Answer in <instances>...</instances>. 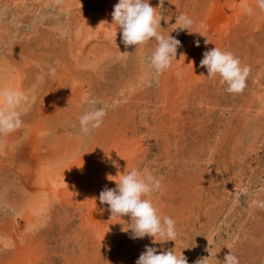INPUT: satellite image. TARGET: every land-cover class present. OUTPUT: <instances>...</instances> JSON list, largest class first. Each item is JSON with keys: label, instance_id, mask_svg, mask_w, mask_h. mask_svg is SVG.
<instances>
[{"label": "rangeland", "instance_id": "obj_1", "mask_svg": "<svg viewBox=\"0 0 264 264\" xmlns=\"http://www.w3.org/2000/svg\"><path fill=\"white\" fill-rule=\"evenodd\" d=\"M118 2L0 0V87L25 97L22 127L0 138V264H136L146 246L188 264H223L231 247L240 264H264V10L149 0L167 19L160 34L181 41L157 77V41L126 47L112 24ZM180 14L203 35L176 30ZM215 46L250 67L241 93L200 66ZM92 107L107 115L84 137L79 117ZM133 168L161 181L149 198L176 241L133 239L130 217L111 219L100 203L116 187L108 176Z\"/></svg>", "mask_w": 264, "mask_h": 264}, {"label": "clouds", "instance_id": "obj_2", "mask_svg": "<svg viewBox=\"0 0 264 264\" xmlns=\"http://www.w3.org/2000/svg\"><path fill=\"white\" fill-rule=\"evenodd\" d=\"M259 9L264 10V0H256ZM245 11L252 14V8L247 7ZM112 20L121 33L122 43L127 46H141L151 39L157 41V46L149 58V67L156 76L167 71L173 60H177V51L181 47V41L174 36L165 37L160 34L158 28L161 20L167 21L165 16L158 15L149 0H119L114 6ZM178 25L176 30L194 34V21L186 14L175 17ZM111 25V24H110ZM175 30V31H176ZM203 35V34H201ZM205 43H210L208 39ZM199 47V40L195 41ZM185 57L183 53L180 58ZM201 67H206L209 78L219 77L221 85H226V91L233 94L241 93L246 86V79L250 73V67L241 65L238 57L229 51H223L214 47L203 53L200 62ZM50 75L55 76L56 69L50 67ZM25 97L20 91L0 87V138H3L23 125L20 108ZM95 105V101H89ZM107 111L104 107H92L79 117V130L82 136H89L94 130L99 129L104 121ZM116 177V179H113ZM110 181L116 182V187L105 188L99 194L101 204L108 205L111 219L116 217H130L132 238H154V241H176L177 231L175 222L168 216L161 217L157 208L149 198L152 193L161 189V181L151 172L138 169L124 171L116 176H108ZM236 190V188H235ZM264 207V204L260 205ZM128 229V230H129ZM127 230V231H128ZM125 231V230H123ZM157 237L160 239L158 240ZM208 240V239H207ZM211 247V242L208 240ZM210 247L206 251L210 252ZM230 251L224 256L223 264H240L238 257ZM208 258L195 261V264H207ZM136 264H188L187 258L181 253L177 255L174 251H164L157 254V249L146 246Z\"/></svg>", "mask_w": 264, "mask_h": 264}, {"label": "bare ground", "instance_id": "obj_3", "mask_svg": "<svg viewBox=\"0 0 264 264\" xmlns=\"http://www.w3.org/2000/svg\"><path fill=\"white\" fill-rule=\"evenodd\" d=\"M50 1V0H49ZM54 2V1H53ZM68 2V1H67ZM66 3V2H65ZM71 5V4H70ZM72 7V6H71ZM110 22V21H109ZM66 50V49H65ZM77 52V51H76ZM54 54V53H53ZM57 55V54H56ZM76 56H78V55H76ZM87 59V58H86ZM77 63V62H76ZM82 64V63H81ZM52 65V64H51ZM29 66V65H28ZM58 66V65H57ZM79 67V66H78ZM25 69V68H24ZM21 71V70H20ZM98 72V71H97ZM27 73V72H26ZM89 73V72H88ZM74 74V73H73ZM88 75V74H87ZM2 79V78H1ZM47 79V78H46ZM51 80V79H50ZM17 82V81H16ZM0 83H1V81H0ZM3 84V83H2ZM22 84V83H21ZM25 84V83H24ZM2 86V85H1ZM78 87V86H77ZM72 97V96H71ZM83 101V100H82ZM58 117V116H57ZM44 132V131H43ZM3 161H5V160H3Z\"/></svg>", "mask_w": 264, "mask_h": 264}]
</instances>
